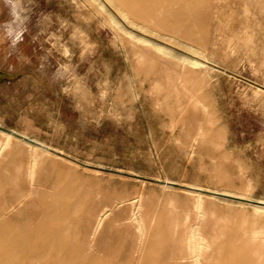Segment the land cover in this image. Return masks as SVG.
<instances>
[{"label":"rangeland","instance_id":"rangeland-1","mask_svg":"<svg viewBox=\"0 0 264 264\" xmlns=\"http://www.w3.org/2000/svg\"><path fill=\"white\" fill-rule=\"evenodd\" d=\"M96 1L0 0V253L54 210L47 252L176 264L193 191L203 264H264V0Z\"/></svg>","mask_w":264,"mask_h":264},{"label":"bare ground","instance_id":"bare-ground-1","mask_svg":"<svg viewBox=\"0 0 264 264\" xmlns=\"http://www.w3.org/2000/svg\"><path fill=\"white\" fill-rule=\"evenodd\" d=\"M92 1L97 2L96 0H92ZM97 4L101 6V8H103V4L101 3L100 4L97 3ZM119 13L124 20L128 21V18L121 11H119ZM110 20L113 21L112 18H110ZM137 39L141 42L150 44V42L144 38L140 37ZM152 47L158 50H161V51L164 50V48L156 44H153ZM189 61L191 62V64L196 65V66L200 64L197 61H193V60H189ZM181 62H183V60ZM4 132L5 131L0 132V133L4 137L5 141H8L11 138V136L14 137L12 134L8 132H5V133ZM23 138L26 139L25 137ZM2 144L3 142L2 143L0 142V149H2ZM28 147L30 149L39 150V148H32L30 146ZM168 184H173V183L161 182V185L168 186ZM190 193L194 194L196 197L195 205H194L195 219L190 224H188L187 228L185 229L186 232L184 231L178 234L177 232L173 231L172 237L170 235V238H167L161 241L162 244L166 243L170 245V247L169 246L167 247L169 255L165 257L164 259H162V261H165L167 263L203 264L205 260L206 252L208 249V244H207L208 241H207V238L203 237L201 233V225L203 223V220H202L203 217L201 213V206L203 205L202 198H201L202 194H200L199 192H193V191ZM209 193H212V192H209ZM262 203L264 204V202ZM131 205L133 206V211L131 212V216L129 217V222L131 224L132 223L136 224L134 228L136 229V233L138 235V241L141 242L142 236L144 234V229H145L141 221L142 217L137 215L138 213L137 210H139V207L141 205H139L137 202ZM254 208L256 211H260L264 213V205L254 206ZM15 209H16L15 206H12V208H10L9 210L5 209L3 213V217L7 216L8 214H10V212L14 211ZM103 212L101 214H105ZM52 213H54V218L50 221L49 224L43 225L45 229L44 231L49 233L48 237L44 239L43 237L37 239L35 238L36 232L33 233L27 230L18 231V233H15L14 235L10 237L8 242L4 243V246H3L4 248L1 249V253H0V264H32L34 261H38V260L45 261L44 264H76L74 262L75 260L79 258V256L77 255V252L79 251H75V254L73 253L63 254L62 249L66 248V246L63 244L58 248V251L56 247L54 248V250L56 251L55 253L54 252L50 253L51 251L47 252L44 248L45 245H53V244L58 245V246L60 245L59 243H54L53 240H50L52 236L51 237L49 236L53 234L52 229L57 228L59 226L60 221L62 220V213L61 211L56 213L54 210H52ZM101 219H102V216L99 215L97 217L96 224L93 227V232L96 231L99 223L101 222ZM61 231H59V234L60 233L62 234ZM2 236L4 237V234L3 235L1 234V238ZM30 243H33V246L30 247L29 246ZM12 250L16 251L15 255L10 254V251ZM173 250H174V253H172Z\"/></svg>","mask_w":264,"mask_h":264},{"label":"water","instance_id":"water-1","mask_svg":"<svg viewBox=\"0 0 264 264\" xmlns=\"http://www.w3.org/2000/svg\"><path fill=\"white\" fill-rule=\"evenodd\" d=\"M0 130H2V131H5V132H8V133H10V134H12V135H15V136H18V135H16L15 133H13V132H10V131H6V130H3V129H0ZM19 138H22V139H24L23 137H21V136H18ZM24 140H27V139H24ZM28 142H31V143H33L32 141H30V140H28ZM168 185H174V184H168Z\"/></svg>","mask_w":264,"mask_h":264}]
</instances>
